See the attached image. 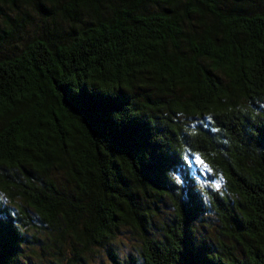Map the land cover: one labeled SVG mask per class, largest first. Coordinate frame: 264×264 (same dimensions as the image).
<instances>
[{
    "label": "trees",
    "instance_id": "obj_1",
    "mask_svg": "<svg viewBox=\"0 0 264 264\" xmlns=\"http://www.w3.org/2000/svg\"><path fill=\"white\" fill-rule=\"evenodd\" d=\"M31 259L264 264V0H0V264Z\"/></svg>",
    "mask_w": 264,
    "mask_h": 264
},
{
    "label": "rangeland",
    "instance_id": "obj_2",
    "mask_svg": "<svg viewBox=\"0 0 264 264\" xmlns=\"http://www.w3.org/2000/svg\"><path fill=\"white\" fill-rule=\"evenodd\" d=\"M192 168L194 170V175L197 176L200 172L202 173V176L199 177L200 181L203 183V185H211V178L210 176L207 174V172L205 171V167L196 159L192 160ZM218 185H220V181H218L215 185H213L214 187H217ZM165 211V209H164ZM119 239V250H121L123 253H127L129 251H134L135 249H137V247L139 246V241L136 239L135 235H133L132 233H130L128 230H124L122 231V233L119 235L118 237ZM47 258V257H46ZM32 263L36 264V260L35 259H31L30 260Z\"/></svg>",
    "mask_w": 264,
    "mask_h": 264
}]
</instances>
